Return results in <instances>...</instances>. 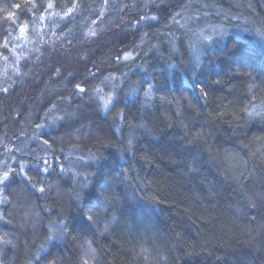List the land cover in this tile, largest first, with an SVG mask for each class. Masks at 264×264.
I'll return each instance as SVG.
<instances>
[{
  "label": "trees",
  "instance_id": "obj_1",
  "mask_svg": "<svg viewBox=\"0 0 264 264\" xmlns=\"http://www.w3.org/2000/svg\"><path fill=\"white\" fill-rule=\"evenodd\" d=\"M143 1L138 7L137 0H51L54 6L47 9L49 0H35L37 7L28 0H0V44L8 39L10 47L19 34L18 29L9 33L15 28L6 19L10 12L18 23L32 26L50 11L65 17L55 23L64 45L53 47L57 58L50 63L51 49L42 43L32 57L21 58L16 65L21 74L15 75L11 53L0 48L9 56L7 74L0 78V89L8 88L0 91V152L7 154L16 143L26 157L23 172L15 175L21 172L17 162L4 190L10 203L0 206L12 221L0 223V235L7 233L13 242L0 250L4 264H82L88 247L96 258L90 264H264V208L259 207L264 38L258 35L264 32V0ZM73 3L77 6L65 16ZM123 7L135 13L126 14ZM137 7L145 14H137ZM185 17L193 18L191 29L214 26L218 35L202 45L197 59L185 38L171 42L176 56L153 42L144 59L140 56L146 80L136 99L129 97L138 80H124L125 97L121 94L119 107L103 117L89 95L96 88L95 79H89L96 72L91 67L105 63L110 48L124 50L138 44L141 34ZM105 18L110 21L102 24ZM135 23L142 25L134 32ZM92 29L97 34L90 39ZM111 38L116 42L105 47ZM98 41L103 49L93 57ZM65 47L79 50L84 59L72 64L61 59ZM0 68H5L2 57ZM193 80L220 84L196 99ZM143 88L150 90L148 99ZM51 106L63 119L42 132L43 114ZM120 113L124 118L118 126ZM32 139L46 149L25 147ZM68 153L78 156L77 164ZM39 156L52 160L51 166L47 162L51 173L42 174L41 163L36 167ZM89 191L104 196H85L82 209L77 194ZM250 199L257 200L256 209L249 208ZM89 209L95 223L82 215ZM58 221H66L69 229L63 238L48 241Z\"/></svg>",
  "mask_w": 264,
  "mask_h": 264
},
{
  "label": "rangeland",
  "instance_id": "obj_2",
  "mask_svg": "<svg viewBox=\"0 0 264 264\" xmlns=\"http://www.w3.org/2000/svg\"><path fill=\"white\" fill-rule=\"evenodd\" d=\"M126 1V0H124ZM139 1V2H138ZM142 2H144L143 0H137V4L138 7H141V4H143ZM125 3H121L120 6H124ZM133 6V5H132ZM135 8L137 11L136 13L139 15H143L145 13H143L140 9ZM129 8V7H128ZM144 8H147L146 4L144 3ZM126 14L133 15L135 13V10L132 8H129V10H127L126 8L123 7V12H126ZM121 13V11H120ZM60 15V14H59ZM57 13H55L54 11H50L48 13V15L43 16L44 19L43 20H38L33 26L32 25H28V32H27V37L30 41H35V43H25L24 41H16L15 43H21L24 45L23 50H21L20 48H16V52L20 53L21 51H23V57H26L27 59H29L30 57H32L33 54H36V49L38 47V45H41L42 43H47L51 49V51H53V47H63L64 43L62 39H57L56 36V25L58 23H61L62 21H64L65 17L60 15L59 16ZM193 18L191 17V19L189 18H184L182 21H176V22H170L169 24H166L164 26L158 27V28H154L151 30V32L149 34H141V38L138 39V44H131L130 46H128L127 48H125L124 50H119L118 52L115 51L113 49H109L110 52L108 53L105 63L93 68L91 67V69H96V72L89 77V79L93 78L95 79V91L93 90V92H91L89 95L92 98L93 102L98 104V108H99V112L101 113V115L105 118L109 117L108 113L110 112H106L104 110V101L105 99H107L108 97H119L121 94H124V97L126 95V93H121L123 90L122 87V82L124 80H130L132 77H135L136 80H138L136 82V85L134 88H132L130 90L131 96L129 97L130 99H136L135 97L139 94V91L141 90V82H145L146 78L144 76V69L142 66V63L140 62V56L141 59L146 56V54H148V52H150L148 49L149 47H151V45L153 44V42H159L161 43V45H163L164 47V51L167 52V54H173L174 56L177 55V51L176 49H174L173 45L171 44V42L173 43H177L179 40H182V38H185L187 40V43L189 45L190 48V53L193 57H195L197 59V55L199 53V50L201 49L202 45L205 42H208L211 40L212 36L218 35V28L216 27H206V28H202V29H191L190 27L193 25L192 22ZM109 18H105L102 21V24H104L105 22H109ZM58 22V23H57ZM178 22V23H177ZM57 23V24H55ZM101 25V24H100ZM99 25V26H100ZM130 25V23L124 28V30H126V28ZM140 25H142L141 23H135L133 24V31H136V28L139 27ZM97 26H94L93 29H97ZM33 29H35V31H33ZM90 30L88 32L87 37L90 38L94 36H92L90 34L91 31L94 30ZM132 31V32H133ZM220 34V31H219ZM47 37V38H46ZM204 37H207V39H204ZM188 38V39H187ZM92 39V38H90ZM99 42V41H98ZM114 42H116V39L111 38V41L109 42V44H106L105 47H109L111 45L114 44ZM102 43H97V45L91 49L90 54L93 55V57L99 55V53L94 52L96 49H100V51H102L103 49V45H101ZM155 48V47H153ZM49 53V55L44 58L46 59V63H50L52 58H57L56 56V52H52ZM132 53V57L128 60H124L123 56L126 53ZM82 55L80 54L79 50H74V48H63L60 54V58L63 60H69V63H73L74 61H82L84 59V57H82ZM119 57V59H118ZM23 59V58H22ZM25 60V59H24ZM77 60V61H76ZM73 61V62H72ZM64 67V66H63ZM91 71V70H90ZM5 74L4 69L0 68V78L3 77V75ZM64 74L65 76L71 80L73 78V75H69V69L68 67H64ZM67 74V75H66ZM142 82V83H143ZM126 91L128 88H125ZM76 90H79V88H77ZM144 93H148L147 96H145L144 94V98L146 97V99L149 98L150 96V90H148L147 88H143ZM142 90V91H143ZM133 93H137L136 95H134ZM141 95V94H140ZM142 98V96H141ZM127 99V98H126ZM111 109V106H109ZM55 107L51 106L49 107L48 110H46V112L43 114L42 117V121H43V127H40V131L44 132V131H49L53 125H56V123H58L61 119V117L56 115L55 112ZM39 114H37L38 116ZM116 122L119 124H121V119L118 117ZM111 123H114V120L111 121ZM117 128V127H115ZM12 142V141H11ZM12 144V143H11ZM32 144H36L37 146H39L40 148H45L46 147L44 145H41V143L37 140V139H32L30 140V142L25 144L29 146ZM24 147V148H25ZM9 151L7 154L4 153V151L0 152V157H4L5 159L3 160V162L0 165V172L6 170V169H12L13 172V167L15 165H17V162H19L21 165H23V169L26 167V164L24 162H22V152L24 151V149L20 148V146H17L16 143L12 144V146L8 147ZM67 159L69 161L73 160L74 164H77L78 161V156L73 154H67ZM21 158V159H20ZM26 158V157H23ZM28 158V157H27ZM38 158V157H37ZM29 159V158H28ZM26 160V159H24ZM27 161V160H26ZM44 161L49 162V166L50 165V161L52 160H48L47 156H39V161L35 162L36 167L40 166V163L42 164V167L44 166L43 169H41L42 174H48L51 173V167L48 168L47 163H44ZM44 164V165H43ZM19 165V167L21 166ZM28 165V164H27ZM72 165V163H69V166ZM21 168V167H20ZM47 168V171H45L44 169ZM61 169H63V172L61 171ZM65 167L61 166L59 170V174H63ZM11 174V172H10ZM2 187V186H0ZM55 191V187L53 188ZM1 206V205H0ZM4 249V244H0V250L3 251ZM91 250L89 247L86 248L84 250L83 253H85V251ZM1 252V251H0ZM93 254V252H92ZM95 257V254H93ZM96 259V258H95ZM94 259V261H95ZM0 261H2L0 259ZM93 262V260L89 259V264L90 262ZM4 264V263H3Z\"/></svg>",
  "mask_w": 264,
  "mask_h": 264
},
{
  "label": "snow or ice",
  "instance_id": "obj_3",
  "mask_svg": "<svg viewBox=\"0 0 264 264\" xmlns=\"http://www.w3.org/2000/svg\"><path fill=\"white\" fill-rule=\"evenodd\" d=\"M28 2L31 4L32 7H37L35 0H28ZM105 3H107V0H105ZM53 3L51 2V0H49V3L47 4L46 8L47 9H51L53 8ZM77 6L76 3H73L71 8H68V10L64 13L65 16L69 15V13H71L72 9L75 8ZM15 8H20L21 5L20 4H16L14 5ZM29 11H31V9L29 8ZM6 19H9L11 21V23L15 26V28L13 29H9V33L11 34L12 31H14L15 29H18L19 34L16 35L15 37H13V42H12V46L10 47V41L8 39H5L3 41L2 44H0V48H3L4 50L8 51L11 53L12 57H13V72L15 75H20V71L19 68L16 67V65L19 64L21 58L23 59H27L26 57H23V51H21L20 53L16 52V48H20L21 50H23L24 45L21 43H15L16 41H24L25 43L31 42V43H35V41H30L27 37V32H28V22L25 21L23 23H18L17 19L15 17V13L10 12L8 14V16L6 17ZM40 20H43L44 17L41 16L39 18ZM144 19L146 20H151V21H155L158 19V17L156 16H146L144 17ZM178 23V22H177ZM33 31H35V29H33ZM245 31H248V29H245ZM90 34L92 36H95L97 33L95 31H91ZM258 35H260L262 38H264V32H260L258 33ZM204 39H207V37H204ZM0 57H2L4 64H5V68H4V72L5 75L7 74V66H8V61H9V56L8 55H4L3 53H0ZM132 57V53H126L123 56L124 60H128ZM119 59V57H118ZM175 67V66H173ZM213 84L219 85L220 84V80H212V81H208V80H193L191 82V88L196 92V99H202V98H206L209 95V89L212 87ZM77 88H79V92L80 93H84L85 89L80 87L79 85H77ZM151 88V85H150ZM0 91H3L5 93H7L8 88H3L0 89ZM134 95H136L137 93H133ZM148 93H145V96H147ZM121 102V98L120 97H108L107 99H105L104 101V110L106 112H109L110 110H114L115 108L119 107V104ZM111 106V109L110 107ZM248 115L251 117L253 115V112H249ZM119 118L123 119V113L119 114ZM60 119H63V117H61ZM43 127V126H41ZM196 139H200L199 136L196 137ZM45 144L48 143V141H44ZM44 163H47V161H44ZM21 167V172H16V176H20L21 173L23 172V165L20 166ZM45 171H47V169H44ZM61 171H63V169H61ZM10 172H12V169H6L2 172H0V205H7L10 203V201L8 200L7 196L4 194V190L5 188L8 187V184L11 182L10 181ZM11 179H14V177H12ZM85 180L87 181V177H85ZM28 183L30 185V187L32 188H36L35 184L31 183L30 178H28ZM88 187V183H85L83 185V188H87ZM39 192L44 193L45 192V188L41 187L38 189ZM98 196H104V192L101 191L98 194L93 192V191H89L83 194L78 193L77 194V201L79 206L83 209L85 207V204L83 203L85 196L89 199H95ZM249 208L251 209H256L257 208V200L256 199H250L249 200ZM259 207L264 208V194H261V196L259 197ZM91 211V209H89L88 212H82V215L84 216L85 220L87 222H91V223H95V221L93 220V215L89 214V212ZM253 219H255V217H253ZM12 221L8 218H6L4 211L0 210V223L3 224H10ZM69 229V224L64 221V222H57V226H56V231L55 233H52V231H49V235L47 236V240L51 241L53 239H61L63 238V236L67 233ZM0 244H4V245H9L12 246L13 242L12 240L7 238V233H4L3 235H0ZM41 249H43V245H41ZM37 260L40 259L39 256L36 257ZM89 259L93 260L95 259L94 255L92 254V250H88L85 251L84 256H82L81 260H82V264H89ZM0 264H3L2 261H0ZM29 264H31V262H29Z\"/></svg>",
  "mask_w": 264,
  "mask_h": 264
}]
</instances>
